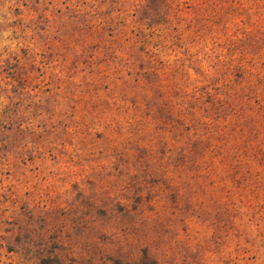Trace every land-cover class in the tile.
Segmentation results:
<instances>
[{"label": "rangeland", "instance_id": "rangeland-1", "mask_svg": "<svg viewBox=\"0 0 264 264\" xmlns=\"http://www.w3.org/2000/svg\"><path fill=\"white\" fill-rule=\"evenodd\" d=\"M166 1L0 0V264H264V0Z\"/></svg>", "mask_w": 264, "mask_h": 264}, {"label": "trees", "instance_id": "trees-1", "mask_svg": "<svg viewBox=\"0 0 264 264\" xmlns=\"http://www.w3.org/2000/svg\"><path fill=\"white\" fill-rule=\"evenodd\" d=\"M147 9V10H146ZM146 9H145V13L144 15H146V18L143 20L145 22V28H149L151 29L153 27L154 24L157 25H161L163 28V32H160L158 34H161V38L163 40H167L172 36V33H174L175 35L172 37L174 40L179 38V33H178V26L176 24H178L180 22V19L175 21V18H170L169 16V6L167 5V1L166 0H150L149 3L146 4ZM113 20L109 19L107 22V25L112 28L113 30L116 29V27H114V25L111 24ZM174 30V32H173ZM136 34H140L139 32H136ZM152 34H154V31H149V32H144V36H149L151 37ZM173 40V41H174ZM144 41H146V38L144 39ZM116 55L119 54V49H117ZM184 96H185V100L186 103L188 104L189 99L187 98H191V102H192V97L190 95V92H184ZM202 96V95H200ZM196 100V97H195ZM217 104L219 103V98H217L216 100H214ZM196 104H200V98L197 97V100L195 101V105ZM193 106V105H192ZM163 107V106H160ZM164 108V107H163ZM214 110L209 113L210 119L212 121H210L211 123H213V121L215 119H217V117L219 116V111L220 108L217 107H213ZM200 109V107H199ZM190 111L197 113L196 110H192L190 109ZM179 112H181V109L179 110ZM172 113V112H171ZM192 114H189V110L184 109V111L182 112V115H174L173 113L171 115H169L168 117H166V119L172 124V126L175 128H179L182 127L183 131L188 130V126L185 123V120L192 117ZM204 116L202 114H199V116L194 119L197 125H202L204 123ZM180 131V135H178L177 137H174L173 141L176 144H184L185 143V137H183V135L185 134L182 130ZM163 143L165 144H169V141L166 138H162ZM183 161V160H182ZM111 264H158L157 260L155 258H153L152 256H150L148 254V249L147 248H143L142 249V255L141 257L137 260V261H125L122 260L119 257H114L111 261Z\"/></svg>", "mask_w": 264, "mask_h": 264}]
</instances>
